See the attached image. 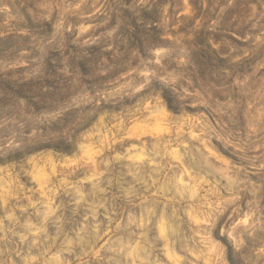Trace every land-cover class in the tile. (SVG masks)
<instances>
[{
    "label": "rangeland",
    "instance_id": "obj_1",
    "mask_svg": "<svg viewBox=\"0 0 264 264\" xmlns=\"http://www.w3.org/2000/svg\"><path fill=\"white\" fill-rule=\"evenodd\" d=\"M0 264H264V0H0Z\"/></svg>",
    "mask_w": 264,
    "mask_h": 264
},
{
    "label": "bare ground",
    "instance_id": "obj_2",
    "mask_svg": "<svg viewBox=\"0 0 264 264\" xmlns=\"http://www.w3.org/2000/svg\"><path fill=\"white\" fill-rule=\"evenodd\" d=\"M164 112H165V111H164ZM161 113H162V112H161ZM171 114H172V113H171ZM165 115H166V114H165ZM156 125H157V124H156ZM158 125H159V123H158ZM158 125H157V126H158ZM181 126H183V125H181ZM157 129H158V128H157ZM159 129H161V128H159ZM154 130H155V128H154ZM162 131H163V130H162ZM155 132H156V130H155ZM158 133H159V131H158ZM158 133H157V134H158ZM172 152H174V151H172ZM172 154H173V153H172ZM175 160H176V159H175ZM179 160H180V159H179Z\"/></svg>",
    "mask_w": 264,
    "mask_h": 264
}]
</instances>
